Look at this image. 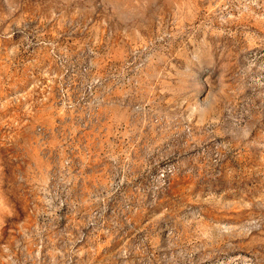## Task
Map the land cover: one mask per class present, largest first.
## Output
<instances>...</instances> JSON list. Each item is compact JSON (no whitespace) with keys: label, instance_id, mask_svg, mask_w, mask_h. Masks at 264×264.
Returning <instances> with one entry per match:
<instances>
[{"label":"rangeland","instance_id":"rangeland-1","mask_svg":"<svg viewBox=\"0 0 264 264\" xmlns=\"http://www.w3.org/2000/svg\"><path fill=\"white\" fill-rule=\"evenodd\" d=\"M0 264H264V0H0Z\"/></svg>","mask_w":264,"mask_h":264}]
</instances>
